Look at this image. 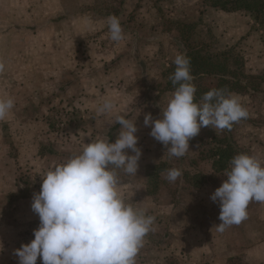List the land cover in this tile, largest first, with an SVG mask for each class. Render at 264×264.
<instances>
[{"label": "crops", "instance_id": "1", "mask_svg": "<svg viewBox=\"0 0 264 264\" xmlns=\"http://www.w3.org/2000/svg\"><path fill=\"white\" fill-rule=\"evenodd\" d=\"M3 2L4 20L11 24L0 22V31H3L0 60L5 63L0 77L7 76L8 65L12 63L23 64L29 73L19 84L21 94L13 93L14 89L6 93L5 96L14 98L15 106L0 120V127L8 126L10 131L31 127L29 123L33 120L32 129L22 134H28L27 142L15 146L18 151L35 153L39 147L40 150L55 143L56 152L53 149L50 152L54 156L38 155V150L34 158L39 161L48 158L47 171L53 164L70 157L61 154L81 151L83 139L85 143L97 138L115 142L120 127L115 123L117 114L136 119L137 146L142 149V155L137 176L120 172V191L128 202L155 217L153 230L146 236L136 264H264V204L251 202L248 218L221 233L214 226L220 223V207L210 199L226 179L224 171H215L213 167V153L218 146L214 147L211 140L224 138L222 143L226 146L222 149L233 152L231 159L247 153L264 160V42L253 29L250 16L221 10L207 0H122L118 8L112 7L114 0ZM12 14L17 17L8 20ZM111 15L119 17L124 30V39L120 42L110 39L107 17ZM211 42L217 43L220 49L234 45L245 60L246 72L237 73L228 67L225 76L193 79L197 100L210 89H220L222 83L221 88L241 97L249 115L233 124L231 130L202 127L189 141L185 156L170 157L167 148L150 136L151 127L144 126V115L151 113L156 119L167 106L174 91L167 89L166 84L175 67V56L185 54L190 48L204 49ZM203 78H210L215 84L203 89L198 82ZM75 79L78 87L71 90ZM65 88L70 89L67 96L72 94L74 98L71 110L81 112L82 120L78 121L79 128L71 127L58 135L44 116L55 110L57 96ZM109 98L115 103L113 112L99 114L98 107ZM64 102L63 98L59 100ZM129 153L134 154L130 150ZM20 157L28 162L30 156L20 154ZM159 161L163 162V169L155 173L158 185L153 182L155 174L151 173V167ZM23 164L13 159L8 146L3 147L1 197L19 193L21 184L17 174L20 168H25ZM170 168H179L183 173L174 183L165 178ZM185 176L198 178L199 182L193 184ZM41 182H36L38 188L31 191L38 192ZM34 192L29 194L30 204ZM24 214L15 218L20 231L11 230L10 225H0L3 246L0 264H18L14 250L34 239L33 230L39 225V217L31 218L34 227L27 233L22 232V224L28 230ZM206 239L210 241L209 247ZM37 264H42L39 257Z\"/></svg>", "mask_w": 264, "mask_h": 264}, {"label": "clouds", "instance_id": "2", "mask_svg": "<svg viewBox=\"0 0 264 264\" xmlns=\"http://www.w3.org/2000/svg\"><path fill=\"white\" fill-rule=\"evenodd\" d=\"M107 27L112 41L124 39L119 17H107ZM173 63L171 98L158 118L146 113L143 123L151 127L150 136L167 148L170 157L180 158L189 152V141L202 127L231 130L249 113L241 97L227 89H210L197 100L190 58L178 53ZM4 70L0 60V73ZM14 106L13 97L0 96V120ZM114 108L109 98L97 111L111 114ZM115 123L120 126L115 142L97 138L85 143L83 139L81 151L40 176V190L33 193L31 203L39 225L33 230L34 239L14 250L18 264H37L38 257L42 264H136L155 217L128 202L120 191V172L137 176L142 149L137 146L136 119L117 114ZM182 174L181 169L170 168L165 178L174 183ZM223 176L226 179L210 196L220 207V223L214 226L221 233L248 218L251 202L264 204V160L239 153ZM2 247L0 243V251Z\"/></svg>", "mask_w": 264, "mask_h": 264}, {"label": "rangeland", "instance_id": "3", "mask_svg": "<svg viewBox=\"0 0 264 264\" xmlns=\"http://www.w3.org/2000/svg\"><path fill=\"white\" fill-rule=\"evenodd\" d=\"M122 0H114V5L112 6L113 8H118L119 5L121 4ZM204 1V0H202ZM208 4L211 5V3L209 2V0H207ZM106 3V2H105ZM105 3L102 4L105 5ZM108 4V3H107ZM212 6V5H211ZM101 7V6H100ZM4 8H5V4L3 2V0H0V22H7L8 24H11V21H5L4 18ZM100 9V8H99ZM222 10V9H221ZM226 11V10H224ZM229 12H234V11H229ZM236 12V11H235ZM239 12V11H237ZM236 12V13H237ZM239 13H244L248 16H250V20L253 23V29H255L256 33H258L260 35V38L262 40V42H264V25L260 24L258 22V20L255 19V16L247 14L245 12H239ZM17 15H9L8 16V20H12L14 18H16ZM203 20H205V17L203 18ZM164 22H167V19L164 18L163 20ZM169 21V20H168ZM157 22L158 21L157 19ZM250 22V21H249ZM12 23H14L12 21ZM189 29L190 27H188L187 30V35H189ZM185 32V31H184ZM0 34H3V31H0ZM213 37V35H212ZM231 46V47H229ZM225 48L220 49L216 44H213V42H211L210 44H207L206 47L204 49L197 48L199 50H201L203 53L209 55L210 57L216 58L219 61H224L227 64V67H232L234 68V72L237 73H244L246 72V63L245 60L240 57L239 53H237V49L234 47V45H229ZM0 49H2L0 47ZM192 48L188 49L191 50ZM196 49V48H193ZM18 50V49H17ZM1 51V50H0ZM92 56H95V53L92 51ZM186 54V52H185ZM28 69L30 70L29 65ZM175 69V67H173V69L171 70V72ZM8 73L6 77H0V96H5L7 95L6 93H11V90L14 89L13 93H17V94H21L20 89V82H23V77H25V74H29L26 73L27 72V67H23L22 65L19 64H9L8 65ZM79 70L76 69V73ZM25 72V73H23ZM31 74V73H30ZM245 74V73H244ZM242 74V76L244 75ZM1 75V73H0ZM33 75V74H32ZM16 77V78H15ZM199 82V86H201L203 89L204 88H211V86H213L215 84V82L211 81L210 78H203L202 81H198ZM78 81L75 79L74 85L72 87L71 90H74L75 88L78 87ZM70 89L65 88L61 90V94L57 96V103L55 107V110H52L49 114V116H44L45 119H47V123H50L53 125V130L55 133H57L58 135H61L63 133H66L67 131L71 130V127L74 128H79L80 124L78 123V121H81L82 119L80 118V114L81 112H77L76 110L73 111L71 110V102L73 103V96L72 94L70 95V97L67 96L66 92H69ZM71 92V91H70ZM60 97V98H59ZM59 98V99H58ZM63 98L65 100L64 103H59V100ZM32 114H30L31 116ZM32 121L29 123L31 124L29 126H26L25 128L20 129L19 127L16 128H10L7 126L5 128H1L0 127V154H3V147L4 146H8V150H9V154H11V156L13 157V159L15 160H20L21 163H25V165L23 164V166L25 168H20L21 171L19 172V174H17V178L19 179V182L21 184V189L19 191L18 194H13V195H0V201L2 204H0V225H10L11 230L17 229L20 231L19 228V221L18 218L20 214L25 213L23 215V217H26L28 221H26V227L28 228V230L24 227L23 228V224H22V232L23 230L25 232H29L30 230H32V228L34 227V225L32 226V223L34 224V221H32L33 219L31 218H37V214H35L32 209H31V204L28 202L30 195L32 192L31 191L32 188H38V185H36V182L41 181L40 176L43 175V173L46 171L47 169V162L49 160H47L48 158L45 159H40L39 160H35L34 158L36 157L37 152L35 153H29L26 150L22 151L21 153L18 151V149L15 146H20L22 143H26L28 137V134H25L24 136L22 135L24 132V130L29 131L30 129H32ZM83 122V121H82ZM10 132L12 133V135L10 134ZM33 134V133H32ZM12 137V139H11ZM220 141V142H218ZM218 141H215L214 139L211 140V143L217 144V146H226L225 144L222 143V141H224V138H219ZM17 143V144H15ZM212 145V144H211ZM55 148V149H54ZM225 148V147H224ZM52 149L55 151L57 150V146L55 143L51 144L50 146H42L41 149L39 150V154L38 155H49V156H54L55 154H51L50 152L52 151ZM232 150V149H230ZM31 152V151H30ZM56 152V151H55ZM50 153V154H47ZM209 153H211L209 151ZM231 155L233 152H229ZM20 154H26L27 156H30L28 159V162L24 159L23 157H20ZM34 154V155H32ZM61 155H69L70 154H61ZM27 162V163H26ZM27 168V169H26ZM30 168V169H29ZM161 168L163 169V162L159 161L155 166L153 165V167H151L152 170V174H157V172L159 170H161ZM156 174L154 177V184H158L159 185V180L156 177ZM185 178L187 180H189L191 183L195 184L197 182H199L198 178L193 177L192 179H189V177L185 176ZM40 188V187H39ZM19 199L22 200V202L25 204L24 206H22V204H19ZM204 213L206 214L207 211L204 210ZM32 216V217H31ZM7 220H10L9 222ZM12 222V223H11ZM208 242V247H209V239H206ZM205 241V240H204ZM211 244V243H210ZM179 258V257H178Z\"/></svg>", "mask_w": 264, "mask_h": 264}, {"label": "trees", "instance_id": "4", "mask_svg": "<svg viewBox=\"0 0 264 264\" xmlns=\"http://www.w3.org/2000/svg\"><path fill=\"white\" fill-rule=\"evenodd\" d=\"M209 2L212 6L222 10L239 11L253 15L260 24L264 25V0H209ZM185 55L190 58L191 74L194 79L203 76H225L228 73L226 62L210 57L199 49L188 50ZM174 70L171 72L170 76L173 74ZM170 76L166 88L174 90L175 86L172 84ZM219 86L221 88L222 83ZM214 140L218 141L219 139ZM222 147L223 146L218 145L215 154L213 153L215 156L213 163L215 171H225L227 169V162L231 160L230 153L225 149L223 150Z\"/></svg>", "mask_w": 264, "mask_h": 264}]
</instances>
